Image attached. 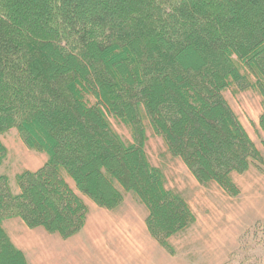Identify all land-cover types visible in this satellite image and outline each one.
Listing matches in <instances>:
<instances>
[{"label":"trees","instance_id":"trees-1","mask_svg":"<svg viewBox=\"0 0 264 264\" xmlns=\"http://www.w3.org/2000/svg\"><path fill=\"white\" fill-rule=\"evenodd\" d=\"M229 90H252L264 105V0H0V169L13 129L47 158L15 175V191L0 175V264H28L4 222L68 239L85 226L81 195L110 211L127 195L139 201L173 255L169 239L195 217L150 163L147 127L201 186L235 198L233 175L264 172V113L259 150Z\"/></svg>","mask_w":264,"mask_h":264},{"label":"crops","instance_id":"crops-1","mask_svg":"<svg viewBox=\"0 0 264 264\" xmlns=\"http://www.w3.org/2000/svg\"><path fill=\"white\" fill-rule=\"evenodd\" d=\"M262 114L263 111L258 115L257 126ZM251 140L257 141V148H261L259 139ZM46 161L44 156V163L38 170ZM257 171L259 173L252 172L250 168L245 174L233 175L240 192L235 198L229 197L216 184H210L221 190L218 193L220 201L215 202L219 205L209 203L205 210L198 211L187 203L194 214L195 222L169 239V244L174 250L173 255L153 239L146 224L149 212L143 204L134 199L124 200L119 208L111 211L97 207L89 199L83 200L89 209L85 226L79 234L66 242H70L71 246L87 232L88 238L92 239L93 234H96V238L100 239V242L96 240L95 244L100 250L98 255L102 264H121L126 259H133V264H227L239 249L241 237L257 223L264 222V172L259 169ZM193 179L198 186L205 187L194 177ZM250 187L252 190H249ZM250 191L253 193L248 197ZM184 199L186 200L185 197ZM247 199L250 201H245ZM245 218L248 220L247 225L243 224Z\"/></svg>","mask_w":264,"mask_h":264},{"label":"rangeland","instance_id":"rangeland-1","mask_svg":"<svg viewBox=\"0 0 264 264\" xmlns=\"http://www.w3.org/2000/svg\"><path fill=\"white\" fill-rule=\"evenodd\" d=\"M225 97L239 117L251 139H259L260 143L262 133L260 132L259 125L257 126L256 123L258 115L262 111L264 113L262 98L252 90L245 93L229 90L225 94ZM110 121L114 131L125 143L132 142V136L127 127L113 118H110ZM147 130L148 142L146 150L149 161L153 166L163 170L168 189L180 193L186 198L187 203L198 211L205 210L209 203L215 204V202L220 201L218 193L221 192V190H219L217 186L214 187L210 185V187L207 186L204 188L198 186L182 161L168 154L162 139L154 135L149 127H147ZM1 141L3 145L7 147L8 154L0 169V175L9 176L10 186L13 191H15V189L17 190L15 174H20L27 170H38L44 163L45 155L29 151L22 142L18 131L14 129L2 136ZM252 141L257 144V141ZM259 150H261V148ZM251 168L252 172L256 171L259 173L256 167L253 166ZM236 178L239 179L238 177ZM70 184H73L71 180ZM73 185L72 187L74 188ZM249 190H252V188L250 187ZM247 192L248 190L246 187L245 193ZM252 193L253 191H250L248 197L251 196ZM224 197H221V199H224ZM81 198L82 200L88 199L83 195H81ZM126 199L132 200L128 195L125 200ZM245 201L249 202L250 200L247 199ZM215 205L217 206L219 204ZM245 208L247 207H244V209ZM241 209L243 210V208ZM247 223L248 220L245 218L243 224L247 225ZM261 226L264 227V224ZM3 227L13 244L24 253L28 264H102L100 263V256L98 255L100 250L95 244L96 240L100 242V239L96 238V234H93L92 239L88 238L87 232L85 236L74 241L70 246V242H66L67 239H61L58 235L49 234L42 228L29 229L20 219L9 220L5 222ZM259 231L260 230H258L255 238L248 236V238H245L244 241L239 243L238 248L240 251L236 250L237 253L234 256L232 255L233 257H230L227 264H264V238H262V236H264V229ZM259 240H261L262 243ZM121 264H133V259L123 260ZM156 264L159 263L156 262ZM204 264H209V262Z\"/></svg>","mask_w":264,"mask_h":264}]
</instances>
